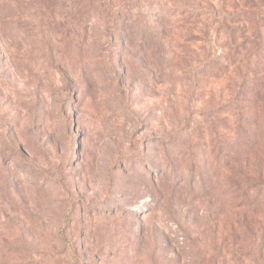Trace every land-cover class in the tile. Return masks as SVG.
I'll return each instance as SVG.
<instances>
[{
	"label": "rangeland",
	"instance_id": "rangeland-1",
	"mask_svg": "<svg viewBox=\"0 0 264 264\" xmlns=\"http://www.w3.org/2000/svg\"><path fill=\"white\" fill-rule=\"evenodd\" d=\"M240 2L0 0V264H239L252 174L205 68Z\"/></svg>",
	"mask_w": 264,
	"mask_h": 264
},
{
	"label": "trees",
	"instance_id": "trees-1",
	"mask_svg": "<svg viewBox=\"0 0 264 264\" xmlns=\"http://www.w3.org/2000/svg\"><path fill=\"white\" fill-rule=\"evenodd\" d=\"M162 8L160 14L167 18L170 13L166 12H172L175 6L165 3ZM186 8L182 10L183 14L189 18L195 16L191 13L195 9ZM233 8L239 10L238 15L222 7L211 13L215 14L211 16L213 21L206 24L217 26V34L219 31L227 34L230 46L224 45V49H229L227 53L219 55L215 64L206 65L205 70L211 77L223 78L229 74V88L234 92L232 105L237 117V151L247 158L242 163V171L252 174L246 175L237 186L236 211L227 232L231 229L239 264H264V0H241ZM160 14L156 15V20H160ZM205 14L207 11L202 7V15ZM209 16L206 17L208 21ZM256 43L258 59L249 57L243 61L239 58L243 50L252 54L250 47ZM60 234L65 238L64 228L60 229Z\"/></svg>",
	"mask_w": 264,
	"mask_h": 264
}]
</instances>
